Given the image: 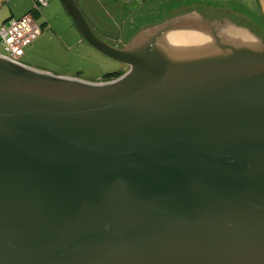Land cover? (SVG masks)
<instances>
[{
  "label": "water",
  "instance_id": "obj_1",
  "mask_svg": "<svg viewBox=\"0 0 264 264\" xmlns=\"http://www.w3.org/2000/svg\"><path fill=\"white\" fill-rule=\"evenodd\" d=\"M83 41L130 70L86 82L0 57V264H264V40L192 13Z\"/></svg>",
  "mask_w": 264,
  "mask_h": 264
},
{
  "label": "rangeland",
  "instance_id": "obj_2",
  "mask_svg": "<svg viewBox=\"0 0 264 264\" xmlns=\"http://www.w3.org/2000/svg\"><path fill=\"white\" fill-rule=\"evenodd\" d=\"M209 1L98 0L99 5H94L98 16L97 22L93 19V28L99 37L109 42H111L109 40L111 38L115 45L123 48L140 31H146L170 22L171 19H174L172 17H175V13L180 12L183 7L211 4ZM212 1L220 4L225 0ZM227 2L226 4L233 9L244 8L243 5V7L241 6V0H228ZM65 12L62 3L59 7L50 6L41 10L40 23L45 22L46 24L43 26L41 36L26 48V58H23V62L31 64L33 69L39 71L92 83L113 81L114 79L109 81H102V79L106 75L126 73L128 67L125 64L109 58L83 41L74 22L71 18L67 19L65 15L67 12ZM189 13L193 12L189 11ZM195 13L200 12L195 11ZM260 29L264 31V27ZM254 30L264 40V32L261 31L260 34L257 28ZM0 52L4 53L1 46Z\"/></svg>",
  "mask_w": 264,
  "mask_h": 264
},
{
  "label": "crops",
  "instance_id": "obj_3",
  "mask_svg": "<svg viewBox=\"0 0 264 264\" xmlns=\"http://www.w3.org/2000/svg\"><path fill=\"white\" fill-rule=\"evenodd\" d=\"M59 1H61V0H51L49 2L48 7H50V6L59 7L60 3H62ZM78 1L80 2V5H81L82 9L84 10V12L86 13V15L88 16V18L91 20V23L93 24V19L95 22H97L96 19H97L98 15L95 12L96 8L94 5L98 6L100 2H98V0H78ZM227 1L228 0H225V1H222L220 4H218V2L215 3L212 0H210L209 2H211V4L207 3V4H200L198 6L197 5L196 6L193 5L190 7L186 6V7H183L182 9H180V12L175 13V15H174L175 17H172V18H177L179 16L180 17L181 16H187L188 14H192V13H189V11H191L193 13H195V11H198L200 13L212 12V13L225 14V15L235 17V18L245 22L246 24H248L253 29L257 28L258 33H260L262 31L260 28L264 27V0H246V2H245V0H241L242 1L241 6L242 5L244 6L243 9H233L231 6H228V4H226V3H228ZM212 3H214V4H212ZM36 6H37V3L35 0H0V26L2 24L6 23L7 21L11 20V19H20V18L24 17L25 15H27L28 13L33 12L34 17L37 16L36 20L43 27L44 24H46V23L45 22L43 24L40 23V12L43 8H48V7H42V8H40V10L38 12H36L34 10V8H36ZM103 8H105V7L103 6ZM64 9L67 12L65 7H64ZM117 9H120V7H117ZM65 15H66L67 19L71 18L68 12ZM262 32H264V31H262ZM24 57L26 58V54ZM22 62H23V59H22ZM24 65L32 68L31 64L24 63ZM59 76H61V75H59ZM62 77H64V76H62Z\"/></svg>",
  "mask_w": 264,
  "mask_h": 264
},
{
  "label": "built area",
  "instance_id": "obj_4",
  "mask_svg": "<svg viewBox=\"0 0 264 264\" xmlns=\"http://www.w3.org/2000/svg\"><path fill=\"white\" fill-rule=\"evenodd\" d=\"M35 1L37 3L34 8L36 12L42 7H48L50 2V0ZM42 31L43 27L36 20L33 12L20 19H11L2 24L0 26V46L4 49V53L0 52V57L25 66L22 62L25 50L41 36Z\"/></svg>",
  "mask_w": 264,
  "mask_h": 264
},
{
  "label": "trees",
  "instance_id": "obj_5",
  "mask_svg": "<svg viewBox=\"0 0 264 264\" xmlns=\"http://www.w3.org/2000/svg\"><path fill=\"white\" fill-rule=\"evenodd\" d=\"M112 45H115V43L110 42ZM120 76H122V74H110V75H106V77H104V79H102V81H109L112 79H117Z\"/></svg>",
  "mask_w": 264,
  "mask_h": 264
},
{
  "label": "flooded vegetation",
  "instance_id": "obj_6",
  "mask_svg": "<svg viewBox=\"0 0 264 264\" xmlns=\"http://www.w3.org/2000/svg\"><path fill=\"white\" fill-rule=\"evenodd\" d=\"M134 37H135V36H134ZM134 37H133V38H134ZM100 38H101V37H100ZM133 38H132V39H133ZM101 39L104 40L105 42L111 44L108 40H105L104 38H101ZM108 39H109V38H108ZM132 39H131V40H132ZM109 40H111L112 43H113V41H114V40L111 39V38H110ZM131 40H130V41H131ZM130 41H128V43H129ZM128 43H127V44H128ZM111 45H112V44H111ZM113 46L118 47L117 45H113ZM125 46H126V45H125ZM119 48H121V47H119ZM127 67H128V70L126 71V73L130 70V67H129V66H127ZM124 74H125V73H124ZM124 74H122V75H124Z\"/></svg>",
  "mask_w": 264,
  "mask_h": 264
},
{
  "label": "clouds",
  "instance_id": "obj_7",
  "mask_svg": "<svg viewBox=\"0 0 264 264\" xmlns=\"http://www.w3.org/2000/svg\"><path fill=\"white\" fill-rule=\"evenodd\" d=\"M126 1H129V0H126ZM144 1V0H143ZM148 1V0H147Z\"/></svg>",
  "mask_w": 264,
  "mask_h": 264
}]
</instances>
